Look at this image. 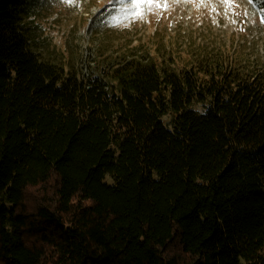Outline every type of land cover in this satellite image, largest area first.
I'll return each instance as SVG.
<instances>
[{
	"label": "trees",
	"instance_id": "1",
	"mask_svg": "<svg viewBox=\"0 0 264 264\" xmlns=\"http://www.w3.org/2000/svg\"><path fill=\"white\" fill-rule=\"evenodd\" d=\"M34 4L0 0V264H264V73L84 77L32 52Z\"/></svg>",
	"mask_w": 264,
	"mask_h": 264
},
{
	"label": "rangeland",
	"instance_id": "2",
	"mask_svg": "<svg viewBox=\"0 0 264 264\" xmlns=\"http://www.w3.org/2000/svg\"><path fill=\"white\" fill-rule=\"evenodd\" d=\"M156 3L118 24L108 19L109 0H79L75 7L35 0L24 26L32 52L84 77L103 76L126 59L177 72L208 58L264 73V0Z\"/></svg>",
	"mask_w": 264,
	"mask_h": 264
},
{
	"label": "snow or ice",
	"instance_id": "3",
	"mask_svg": "<svg viewBox=\"0 0 264 264\" xmlns=\"http://www.w3.org/2000/svg\"><path fill=\"white\" fill-rule=\"evenodd\" d=\"M79 0H62L66 6H78ZM112 5L108 15L109 20L116 21L118 24L124 19H138L143 15V9L159 6L156 0H109ZM131 9V11H129ZM115 26V25H113Z\"/></svg>",
	"mask_w": 264,
	"mask_h": 264
}]
</instances>
